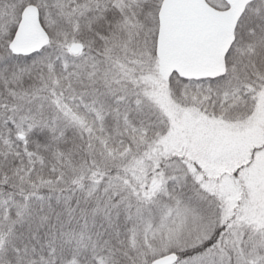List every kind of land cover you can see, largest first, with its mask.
<instances>
[{"label": "snow or ice", "instance_id": "6c2138e0", "mask_svg": "<svg viewBox=\"0 0 264 264\" xmlns=\"http://www.w3.org/2000/svg\"><path fill=\"white\" fill-rule=\"evenodd\" d=\"M0 264H264V0H0Z\"/></svg>", "mask_w": 264, "mask_h": 264}]
</instances>
